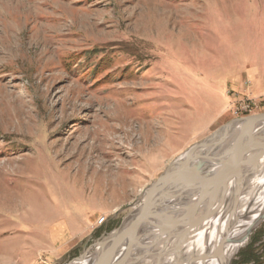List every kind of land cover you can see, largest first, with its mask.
<instances>
[{"label":"rangeland","instance_id":"1","mask_svg":"<svg viewBox=\"0 0 264 264\" xmlns=\"http://www.w3.org/2000/svg\"><path fill=\"white\" fill-rule=\"evenodd\" d=\"M260 113L264 0H0V264H98L184 153ZM253 212L208 264H241Z\"/></svg>","mask_w":264,"mask_h":264},{"label":"bare ground","instance_id":"2","mask_svg":"<svg viewBox=\"0 0 264 264\" xmlns=\"http://www.w3.org/2000/svg\"><path fill=\"white\" fill-rule=\"evenodd\" d=\"M233 122L235 123L227 125L228 127L224 126L217 131L203 146H199L200 144L195 145L191 151H187L177 160L179 165L173 170L175 178L153 194V200L155 199L153 201L155 204L154 212L152 211V214L148 216L151 222L145 221L140 230L138 228L135 230V236L129 237L133 241V251L130 258L122 264H208L207 262H210L209 260L214 255L217 256L220 253L223 256L226 255L227 259L225 261L230 260L243 229L255 214L253 211L264 204V156L258 162L261 166L259 171L249 179L248 183L246 182L244 187L237 186L238 182L235 177H230L226 181L227 198L221 199L222 202H216L213 207H217V210L214 211L212 210L213 207L210 208L212 214H209V216H205L207 211L206 202H198L200 203L199 206L196 202L200 194L198 191L203 184H189L190 188L198 187L199 190L187 195L188 199L185 202L183 197L178 196L181 194L186 196L187 186L178 180L179 177H185L195 172L193 170L197 167L194 165L195 163L203 165L204 168L211 169L214 172L218 171L215 177L219 179L226 171L225 162L228 157L226 150L230 149L234 142L246 131L250 129L254 132L264 130V119L258 121L256 117H247ZM223 152L225 153L224 156L218 158V155ZM254 157L251 158L254 159ZM217 178L212 177L211 183H208L209 190L215 187L214 184L218 181ZM255 181L256 183H254ZM235 188L241 189L238 191L242 194L241 196L249 191L252 192L250 197H254H248L250 198L248 202L243 200L244 198L241 196L240 198L235 197L239 195V193H235ZM168 189L173 191L164 194V191ZM159 204L162 205L161 210L157 207ZM196 207L198 209L194 216L187 217L184 215L183 218L182 215L185 212L192 211ZM243 210L248 212L246 213L248 215L252 212L254 214L248 219L245 218L248 216L245 214L241 219L244 214ZM208 211L210 210L208 209ZM174 216H180L183 220L177 221L180 220L179 218L174 220ZM235 230H238L236 235L234 234ZM233 234L235 240L233 239L234 241H230V243L229 240ZM114 254L90 258L98 264H102L111 260ZM85 259H82V261Z\"/></svg>","mask_w":264,"mask_h":264},{"label":"water","instance_id":"3","mask_svg":"<svg viewBox=\"0 0 264 264\" xmlns=\"http://www.w3.org/2000/svg\"><path fill=\"white\" fill-rule=\"evenodd\" d=\"M249 117H256L258 119V121H260V120L264 119V113L252 115ZM234 120H236V119H234ZM229 123H227V124H229ZM215 133L213 135H211L210 137L204 139L203 141L199 142L198 143V144H200L199 146H203V144L206 141H208L210 138H212L215 135ZM191 150L192 149H190L189 151H191ZM224 154L225 153L223 152L222 154L218 155V158L224 156ZM226 154H228L227 160L225 162L226 163L225 164V170L226 171H225L224 175L221 176L218 179V181L214 184L215 187L211 190H209V188H208V183L211 181L210 177H209L210 178L209 179L207 176H203V175L198 176V174H196V176H194V175L191 176V174H190L189 176H185V177H181V178L179 177V181L182 184H186L187 187L189 184H191V185L192 184H200V183L203 184L201 186L200 194L198 195L199 197L196 199V202H197L198 206L200 205V203H198V202H200V201L203 203L206 202V204H207L206 210L207 211L205 213L206 214L205 216H209V214H212V210H214V211L217 210L216 209L217 207H215V208L213 207L216 205L215 204L216 202H218V201L222 202L221 199L227 198L226 195L228 192L225 189V185H226V181L230 177H235V180L238 182L237 186L242 188L245 186L246 182L248 183L249 179L259 171L261 166H260V164H258V162L264 156V130L254 132L252 129H250L249 131H246L242 136H240L234 142L233 146L230 149L226 150ZM254 156L257 158H255ZM251 157H254V159H252ZM180 164H182V163H180ZM174 165L176 166L179 164H177V162H176ZM173 170L174 169L170 168V170H168L165 173L163 179L159 183H156L154 186H152L151 190L149 191V193L147 195V198L145 199L144 205H142L140 208H138L137 212L134 214V216L128 222H126L125 224L120 226L118 229L113 231L111 234L106 236L98 244V247H100L101 245H105L106 243L107 244L109 243V246L106 249V255L110 256L111 254H114V253L116 254V251L119 249V246L125 243L124 245H122V246H124L123 256L115 264L125 263L130 258L134 245H133L132 239L129 237L135 236V233H136L135 230L137 228L140 230V228H142V225L145 221L151 222V221H149L148 216H150L152 214L153 208L155 206V204L153 202L155 200V199L153 200V194L156 193L159 188L164 187L165 185H168L172 181V179L175 178V174H174L175 172ZM240 188L239 189L235 188L236 189V190L234 189L235 193H239L238 191L241 190ZM172 191L173 190H171V189L165 190L164 194H169ZM241 195L242 194L239 193V195L235 196V197L240 198ZM212 207H213V209L211 210L210 208H212ZM197 209L198 208L196 207L192 211L185 212L182 215L183 218H184V215L187 217L194 216L197 213ZM208 209L210 211H208ZM201 217H198V218L200 219ZM139 233H140V231H139Z\"/></svg>","mask_w":264,"mask_h":264},{"label":"crops","instance_id":"4","mask_svg":"<svg viewBox=\"0 0 264 264\" xmlns=\"http://www.w3.org/2000/svg\"><path fill=\"white\" fill-rule=\"evenodd\" d=\"M263 234L262 230L254 233L252 242L241 253V264H264V236L261 237Z\"/></svg>","mask_w":264,"mask_h":264},{"label":"built area","instance_id":"5","mask_svg":"<svg viewBox=\"0 0 264 264\" xmlns=\"http://www.w3.org/2000/svg\"><path fill=\"white\" fill-rule=\"evenodd\" d=\"M241 108L244 109L245 111L253 112L254 109L259 108V103L255 101H251V102L241 105Z\"/></svg>","mask_w":264,"mask_h":264}]
</instances>
